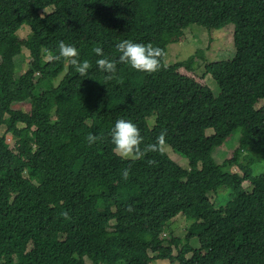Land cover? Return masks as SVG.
I'll list each match as a JSON object with an SVG mask.
<instances>
[{"label":"trees","instance_id":"1","mask_svg":"<svg viewBox=\"0 0 264 264\" xmlns=\"http://www.w3.org/2000/svg\"><path fill=\"white\" fill-rule=\"evenodd\" d=\"M25 25L31 33L22 39ZM193 25L237 27L232 67L224 74L208 68L219 96L165 58L153 74L118 64L111 81L96 65L102 57L94 47L109 58L119 57L124 40L167 52ZM59 41L90 61L88 75L54 59ZM22 48L29 51L24 73ZM28 100L34 153L24 159L0 135V264H264V175L252 171L264 159V105L255 110L264 100V0H0V123L14 103ZM248 113L249 134L217 164L215 149ZM121 118L139 127L145 144L166 130V146L189 169L165 151L120 158L110 131ZM89 133L104 140L89 146ZM129 167L125 181L121 170ZM225 185L230 198L217 207L209 194ZM180 214L195 222L189 236L198 237L199 249L163 238Z\"/></svg>","mask_w":264,"mask_h":264},{"label":"rangeland","instance_id":"2","mask_svg":"<svg viewBox=\"0 0 264 264\" xmlns=\"http://www.w3.org/2000/svg\"><path fill=\"white\" fill-rule=\"evenodd\" d=\"M242 4V3H241ZM53 9H47L43 14L52 12ZM234 25L224 26L221 30H208L204 27L193 25L184 31V36L180 41L171 43L166 52L165 64L172 65L175 63H183V67L179 72L185 76L202 81L208 86L215 96H219L220 87L214 80L213 75L208 68L224 74L227 68L232 67L231 60L234 58L236 49L234 45ZM30 27L25 25L20 31L19 36L22 39H27L30 35ZM24 57L21 71L24 73L27 70L29 61V51L22 48ZM46 60H49L48 58ZM264 105V100L259 101L255 110H258ZM14 114H6L4 117L5 123H0V135L6 136L10 148L21 155L24 159H28L33 153V143L29 140V132L27 131V117L31 111L30 100L24 102H16L12 105ZM251 113L245 115L236 121L232 132L227 136L225 143L216 148L213 154L215 162L219 165L223 164L225 159L232 158L235 149L239 147L240 141L249 134ZM156 117L149 119V125L152 128L155 125ZM214 131L209 129L207 135H212ZM164 151L184 169H189V162L180 154L174 152L170 147H164ZM243 163H245L243 161ZM225 171L239 178H243V172L237 165H228ZM252 171L254 176L264 175V159H259L253 166ZM27 176V174H26ZM244 190H251L250 183H244ZM121 191V189H120ZM211 201L217 207L224 206L230 198V187L225 185L217 192L209 194ZM194 221L187 220L183 215H179L172 221L167 229L166 236L163 238L179 239L178 245L181 249L184 245L189 244L193 249L200 248V242L196 235H190ZM193 231H198L195 226ZM189 236V238H188ZM176 255V250L174 251ZM192 254L187 257L190 258ZM90 264V263H88ZM153 264H179L176 260H156Z\"/></svg>","mask_w":264,"mask_h":264},{"label":"clouds","instance_id":"3","mask_svg":"<svg viewBox=\"0 0 264 264\" xmlns=\"http://www.w3.org/2000/svg\"><path fill=\"white\" fill-rule=\"evenodd\" d=\"M117 51L120 53L118 58H109L99 46L93 48V52L102 57L96 60V65L99 71L105 74V79L108 81L116 77L118 64H128L132 69L138 72H146L149 74L160 71L163 67V61L166 57L165 49L154 46L152 43L143 44L136 43L132 40H124L116 45ZM58 55L54 57L56 60H63L74 67L75 71L80 76L88 75L92 67L89 60L80 59L79 50L72 44L64 41L58 42ZM111 143L114 146L113 152L122 159L126 160H141L150 153L163 154L166 146L167 131L162 130L154 143L145 144L144 137L141 135L139 127L129 119H118L110 131ZM89 146L102 142L103 134L95 135L89 133L87 136ZM149 166L157 165L155 159H148ZM131 168L121 170V175L125 181L129 179ZM129 212L134 211L131 205L128 206ZM68 217L67 213L63 214Z\"/></svg>","mask_w":264,"mask_h":264}]
</instances>
